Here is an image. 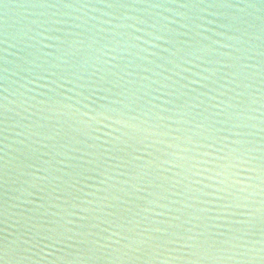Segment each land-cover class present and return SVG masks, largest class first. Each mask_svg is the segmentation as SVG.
<instances>
[{
    "label": "water",
    "instance_id": "water-1",
    "mask_svg": "<svg viewBox=\"0 0 264 264\" xmlns=\"http://www.w3.org/2000/svg\"><path fill=\"white\" fill-rule=\"evenodd\" d=\"M262 93L264 0H0V264H146L140 254L89 256L48 237L53 225L73 231L65 236L107 227L104 205L82 211L81 199L78 214L69 215L70 194L136 182L138 165H118L154 140L146 132L149 139L136 144V131L117 122L131 121L125 105L139 110L132 122L147 127L143 120L152 117L142 113L156 105L162 111L179 101L181 110L169 115L219 124L236 105L254 101L243 119L257 125L258 144ZM106 103L103 115L92 108ZM81 120H89L84 136L73 128ZM168 123L174 131L183 121ZM92 176L106 181L103 188ZM17 243L24 250L6 257L5 245ZM150 264L193 262L174 254Z\"/></svg>",
    "mask_w": 264,
    "mask_h": 264
},
{
    "label": "snow or ice",
    "instance_id": "snow-or-ice-1",
    "mask_svg": "<svg viewBox=\"0 0 264 264\" xmlns=\"http://www.w3.org/2000/svg\"><path fill=\"white\" fill-rule=\"evenodd\" d=\"M42 78L47 80V74ZM207 79L204 77V81ZM204 87H207L206 83ZM113 102L123 104L116 98ZM176 103V108L164 106L162 111H157L161 109L160 105L147 108L142 113V116L152 117L143 120L147 127L132 122L141 119L136 115L139 110L125 105L131 110V121L121 119L117 122L136 131L138 136L133 137L136 144L149 139L144 135L146 132L151 133L154 140L145 148L136 146L133 158L118 165L122 169L138 165L132 173L137 177L136 182L124 180L120 186L114 185L111 192L103 189L83 197L70 194L73 211L69 215L78 214L74 210L81 208L77 203L81 199L86 201L82 211L92 204L104 205L102 210L107 213L104 220L107 227L101 232L65 236L66 231H73H58L53 225L49 239H58L67 243L69 248H79L82 254L89 256L109 249L122 258L140 254L148 258L146 264L174 254L178 259L191 260L193 264H232L234 261L264 264V116L259 118L261 131L257 144L256 132L252 131L257 125L243 119L254 101L236 105L233 111L224 114L226 118L219 124L196 123L195 118L169 115L181 110L180 102ZM261 103L264 105V93ZM67 107L76 108L74 104ZM108 107V103L92 105L100 115L104 114L101 110ZM261 111L264 112V107ZM83 116H90V113L84 112ZM173 119L183 123H178L174 131H168L173 127L168 121ZM87 126L89 120L73 124L75 134L87 135L83 131ZM156 168H164V173L154 175ZM97 171L92 169V172ZM167 173L175 175L168 176ZM245 176L247 179L242 178ZM91 179H99V176ZM105 183L99 179V187L103 188ZM94 196L100 198L89 199ZM110 217H116L120 223L115 224ZM22 235L26 237L28 233ZM22 243L27 245L29 241L24 239ZM23 250L20 243L15 248L5 245L3 249L6 257Z\"/></svg>",
    "mask_w": 264,
    "mask_h": 264
}]
</instances>
